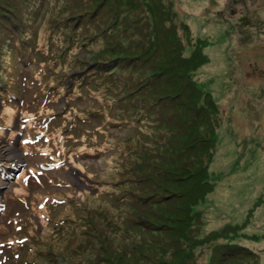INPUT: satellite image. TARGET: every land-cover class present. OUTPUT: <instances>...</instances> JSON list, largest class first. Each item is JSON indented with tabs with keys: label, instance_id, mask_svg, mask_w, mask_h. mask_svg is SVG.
Wrapping results in <instances>:
<instances>
[{
	"label": "rangeland",
	"instance_id": "374dc122",
	"mask_svg": "<svg viewBox=\"0 0 264 264\" xmlns=\"http://www.w3.org/2000/svg\"><path fill=\"white\" fill-rule=\"evenodd\" d=\"M27 1L34 4L33 8L25 9L24 13L20 14V7L24 5L22 0H0V35L19 19L23 22L25 36H30L35 41L36 47L53 52V43L59 35H61V47L69 46L71 41L69 34L74 25L75 29L82 30L81 35L91 39L96 37V41L95 43L91 41V46L87 47V42L81 40L79 45L81 51L73 52L70 56V59L74 60L73 63L83 64L84 61L80 60L83 54H86V61L102 57L109 58L104 59L106 61L112 57L119 60L131 59L128 65L131 69L130 73L147 82L145 79L149 69L145 66L146 63H142V59L137 60L133 54L148 45L149 38L154 36V30L156 39H161L158 42L163 39L169 42L171 46L168 48L171 52L169 56L174 57L181 52L183 57L197 56L200 61L199 66L192 71V79L195 80L197 90L203 94L199 103L207 107L212 120L201 116L202 109L199 110V106H196L194 111H189L187 107L182 106L185 98L172 97L177 95L181 83L172 80L171 76H161L155 81L151 80V86L145 89L144 95L158 106V111L162 115L156 132L158 134L162 132L166 136L160 153L168 155L167 157L178 156L180 149L177 146L178 135L186 131L187 124H192L193 129L195 124L205 119L207 126L205 129L200 128V132L215 127V152L204 179L206 197L199 205L201 218L191 221L186 215L184 221L187 230L181 233L180 230L183 228L177 229L182 225L183 220L180 221V218L183 216L175 218L178 203L176 194L185 191L183 189L188 187L183 185V168L176 165L178 158L168 167L171 168L168 174L155 173L149 165L144 170L146 181L140 193L142 197L140 214L138 216L133 214L134 224H127L126 230L124 229L125 214H123V233H111L112 238H118L111 239L112 244L117 245L115 248L124 247V254L126 249L133 246L131 252L127 253L130 258L123 260L124 254L119 256L121 251L118 250L115 254L113 253L115 248L112 246L108 248L107 244L103 243L102 252L99 250V253L105 257V260L100 262L96 258L97 253L90 259V264H108L107 261L112 262L111 264H264V0ZM37 4L43 6L37 11L39 13L35 19L29 21L30 29L27 34L25 16L27 12L34 11ZM59 9H63L62 13ZM7 13H12L10 19L5 17ZM60 19H62L61 24L56 29L54 25ZM52 27H54L53 34H51ZM16 33L18 32L11 34L13 38ZM82 41L84 43H81ZM38 51L35 49V52ZM7 54L8 61L16 60L14 65L18 77L15 88L22 98L21 101L27 106V111L29 109L37 111L39 105L43 103L57 110L65 107L64 98L49 102L51 93L43 94L39 90L40 84L34 78V74L37 75L35 72L37 63L32 59L33 53L15 56L8 49ZM14 54L17 55L16 52ZM150 54L153 56L152 61H157L160 57L154 49ZM132 57L135 61H132ZM117 64L118 62L115 61L112 65ZM3 66L5 70L2 72L7 73L8 63ZM116 71L123 72L119 69ZM26 81L30 83L28 86L25 85ZM101 93L104 94V91L102 90ZM90 100V97L79 99L76 100L75 105L82 109L90 104ZM15 103L14 101L7 104L14 107ZM183 107L186 109L185 112L182 111ZM75 109L73 107L72 111ZM197 110H199L198 114ZM46 111L50 110L46 108ZM122 112L123 106L118 102L110 107V113L113 115H120ZM6 114L8 113L5 106L0 122L10 126L14 118L6 117ZM184 116L188 118H183ZM77 119L76 130H80L79 126L84 119ZM97 124L98 122L94 121L84 123L88 127ZM17 128L18 121L10 129ZM10 129H6L3 134H8ZM108 133L107 141L111 143L117 137H123L127 129L112 127ZM7 134L0 137L2 164L0 197L7 205L5 210L7 213L0 214V241L9 236L20 237L21 233L14 231L15 223L11 221V216L17 215L25 220L31 214L28 200L34 204L33 212L37 213L36 205L43 198V194L38 192L31 194L24 202L20 201L19 199L25 197L22 194L24 186L21 183L16 184L18 188L13 191V177L16 172L29 164V166L35 165L44 157L35 150H32L31 155L24 153L20 144L22 134L17 139L10 138ZM102 134L104 137H97V142L105 138V132ZM53 136L55 137L53 145L62 147L63 142H59L61 137L58 130ZM67 143L74 144L72 139H68ZM165 145H168L166 151ZM66 149L67 147H63V150ZM104 157H88L86 154L78 156L82 163L87 164V170L97 173L105 169ZM152 161L161 166L165 159L160 155L158 158H152ZM111 163H114V160ZM65 164L67 167L60 170L50 166L44 168L49 176L43 179L42 184L32 181L29 184L30 190L46 191L50 196H65L64 191L60 189L70 188L59 184L56 180L57 176L69 181L75 191L84 189L87 184L92 183L85 174L73 168L71 164L68 162ZM120 165L123 166V160ZM196 171L197 169L194 172ZM255 175L262 176L258 179ZM48 178L53 179L55 183ZM106 188L109 187L100 188L101 197L102 190ZM52 190L57 191L52 192ZM90 193L91 191L87 190V197L93 199L95 194ZM108 201L110 206H115V210L108 212L109 215L118 214V210L123 211V187L118 197ZM101 207L108 209L107 205ZM172 213L175 214L174 217H171ZM94 217L101 219L97 215ZM32 218L38 220L35 216ZM83 218L90 219L86 211ZM104 224L102 228L97 229L99 236L106 235V231H117L111 225V221L104 220ZM232 225L236 229L232 228ZM20 231L27 234L23 226ZM87 231H90L89 221H79L72 233H60L61 237H54L50 234V229L43 228H39L38 235L44 240V244L54 243L55 249L68 255L75 245L94 243L93 238L88 236V234L94 236V233ZM184 235L187 237L181 239L180 237ZM175 238L181 239L178 242L179 248L173 245L172 240ZM231 243L243 245L247 250L227 258L224 255V244ZM2 249L8 251L7 247ZM7 253L11 257V250ZM7 263L11 264L12 261L9 260Z\"/></svg>",
	"mask_w": 264,
	"mask_h": 264
},
{
	"label": "trees",
	"instance_id": "16d2710c",
	"mask_svg": "<svg viewBox=\"0 0 264 264\" xmlns=\"http://www.w3.org/2000/svg\"><path fill=\"white\" fill-rule=\"evenodd\" d=\"M22 2H24L25 6L29 10H31L34 6L32 2L30 3L27 0H22ZM39 5L40 4H37V6ZM42 6L43 5H41L39 8L41 9ZM59 10L60 13H62L63 9ZM38 13L36 14V16L38 15ZM11 16L12 13H7V15H5L7 19H10ZM33 19H35V17ZM61 20L62 19L58 20V22L55 23L54 26L56 29L60 26ZM22 28L23 27L20 26L14 29V32L18 33L14 34L13 38L11 34H13L14 32L9 33L8 31L11 29L8 27L6 31H2V38L8 41L11 46H13L18 39L19 41L24 42L25 33ZM53 32L54 27L51 28V34H53ZM69 38L71 39L72 43H77L78 45V41L80 42L81 40H83L87 42V46L89 47L91 46L92 42L95 43L96 41V37L91 39L82 36L79 38L76 35L72 34V32L69 34ZM159 40L156 39L154 30V36L149 38L148 45L146 47H142L143 50H138L136 54H133L135 56L134 58H136L137 60L142 59V63H146L145 66H147V69H149V74L147 76V79H145L147 80V82L141 80V77L130 73L131 69L128 68V65L131 59L119 60L116 57H112L109 61L104 60L109 59L105 57L96 58L90 62L91 64H89L88 67L82 69L78 74L72 75V77H74L77 82L86 85V88L90 90V94L96 95L100 98H105L104 106H102L101 110L111 123L124 126L127 121L126 111L130 107L132 112H137L139 117H142L144 115L145 118L139 134L133 137L130 141V146L127 149L126 155L124 147L121 146L114 153L113 157V160H115V172L118 175L117 178L123 177V179L125 180L122 203L123 211L117 209L118 214L110 215L108 214V212L103 210L97 211V214L95 213L93 214V216L97 215L101 219L93 217L96 221L89 222L90 231L87 232L94 233V236L88 234L90 238H93L94 243L87 244L85 250L92 253L91 258L94 257V254L98 253V256L96 258L100 260V262L105 260V257H102L103 255L101 256V253H99V250L100 252H102L103 243L107 244L108 248H111L110 246H112V248H115V246H117L115 244H112L113 242L111 241V239L117 240L118 238H112L111 233H123V214H125V230L128 229L127 224H134V218L132 217L133 214L137 216L140 214L142 210V197L140 196V193L143 184L146 181L144 170L149 165H151L155 173L168 174L171 172V168L168 167L173 164L174 159L178 158L176 165L180 168H183L184 170L183 185L185 187H188L185 189L181 188L185 191L176 194V200L178 201V203L175 211L177 212V216H175V214L173 213V216H171H175V218L183 216V218H180V221L183 220L181 221L182 225L177 228H183L182 230H180L181 233L187 230V225L184 221V217H186V215L187 218H189L191 221H196V219L199 220L202 216L199 205L206 197V183L204 182V179L206 178L205 174H207L208 172L212 157L214 156L215 152V127L213 129L210 128L209 130L201 132L199 131L200 128H206L207 125L205 122H207V120L213 119L210 117L207 107L199 103L202 100L203 94L197 90L195 80L192 79V71H194V69L199 66L200 61L197 59V56L183 57L181 52L174 57L169 56V54L171 55V52L168 49L169 47H171L169 42H167V39H163L161 42H158ZM60 41L61 35L57 36L56 41L53 43V51H57L62 48L60 45ZM83 41L81 43H84ZM4 43L6 42H2L0 40V51L4 49ZM153 49L160 55L157 61H152L153 56L150 54V51ZM115 61L118 62V64L112 65ZM132 61H135L133 57ZM1 69L2 68L0 61V70ZM117 69L123 70V72H117ZM125 72H127V74H125ZM171 72H173V75H171ZM161 76H171L172 80L180 81L179 83L181 84L178 86L177 95H172V97L185 98V102H183L182 106L187 107L189 111H194V108L196 106H199V110L202 109L201 116L203 118L207 117V120L202 119L200 123L195 124L193 126V129L192 124H187L186 131L183 132L181 130L182 132L178 135L177 139V146L180 147L177 157H167L168 155L160 153L162 146L165 144L166 138V136L163 135L162 132L160 134L156 132L157 128L159 127L158 121L162 120V115L158 111V106L144 95L145 89L151 86V80L155 81L156 78ZM102 90L104 91V94L101 93ZM169 95L170 94L168 93V96ZM116 102L120 103V105L125 108V110L120 115H113L110 113V107L113 106ZM184 107L182 109L183 112H185L186 110ZM199 110H197V114ZM193 115L196 116L194 113ZM186 117L187 116H184L183 118ZM209 122L211 124V121ZM164 148L166 151L168 149V145H165ZM160 155H162L165 159L164 163L161 166L156 165L152 161V158H158ZM122 160L123 166L120 165ZM195 169H197L196 173L194 172ZM101 214L103 215L101 216ZM104 220L111 221V225L114 226L117 231H106V235L104 234L102 236H99V234H97V229L103 227ZM104 226L106 225L104 224ZM232 226V228H234V225ZM182 237L187 236L184 235L180 238L182 239ZM181 239L175 238L174 240H172V242L174 241L173 245L175 246V248H179L180 245L178 244V242ZM224 246V255H226L227 258H230L229 256H233L247 250L245 247H243V245L238 246L232 243L224 244ZM170 248H172V246H170ZM132 249L133 246H130L128 249H126V254H124V247L120 248L118 246L115 248V250H113V253L116 254V251L119 250L121 251L119 256H121V254L123 253V260H128L130 257L127 256V253L128 251L131 252ZM52 257V260L57 259L59 260V262L57 263L55 261H51L49 264H66L60 251L54 249V245L52 249ZM107 262H109L108 264L112 263L110 261Z\"/></svg>",
	"mask_w": 264,
	"mask_h": 264
},
{
	"label": "bare ground",
	"instance_id": "6f19581e",
	"mask_svg": "<svg viewBox=\"0 0 264 264\" xmlns=\"http://www.w3.org/2000/svg\"><path fill=\"white\" fill-rule=\"evenodd\" d=\"M15 154H16V153H15ZM16 155H17V154H16ZM258 156H260V155H258ZM14 158H15V157H14ZM260 159H261V158H260ZM254 161H255V160H254ZM16 162H17V161H16ZM251 164H252V163H251ZM255 164H256V163H255ZM259 164H260V163H257L256 165H259ZM262 165H263V164H262ZM250 167H251V166H250ZM250 167H249V168H250ZM254 167H257V166H254ZM254 167H252V168H254ZM262 169H263V168H262ZM256 171H257V170H256ZM259 171H260V170H259ZM263 173H264V172H263ZM263 173H262V174H263ZM254 174H255V173H254ZM256 174H257V173H256ZM240 176H241V174H240ZM255 176H256V175H255ZM261 176H262V175H261ZM261 176H256V178L261 177ZM247 177H248V176H247ZM249 177L251 178V176H249ZM249 177H248V178H249ZM258 179H259V178H258ZM236 181H237V180H236ZM247 181H248V180H247ZM250 182H251V181H250ZM246 185H247V184H246ZM248 185H249V182H248ZM249 188H250V186H249ZM243 189H244V188H243ZM246 191H247V190H246Z\"/></svg>",
	"mask_w": 264,
	"mask_h": 264
}]
</instances>
